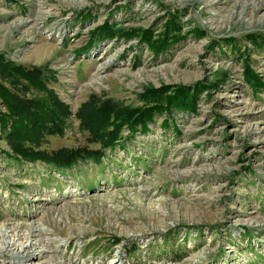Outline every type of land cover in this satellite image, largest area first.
<instances>
[{"label":"rangeland","instance_id":"rangeland-1","mask_svg":"<svg viewBox=\"0 0 264 264\" xmlns=\"http://www.w3.org/2000/svg\"><path fill=\"white\" fill-rule=\"evenodd\" d=\"M0 58L1 115L6 92L66 109L47 152L99 148L83 106L196 89L194 112L71 170L19 162L0 129V264H264V89L245 76L264 84V0H0Z\"/></svg>","mask_w":264,"mask_h":264},{"label":"trees","instance_id":"trees-1","mask_svg":"<svg viewBox=\"0 0 264 264\" xmlns=\"http://www.w3.org/2000/svg\"><path fill=\"white\" fill-rule=\"evenodd\" d=\"M172 23L169 22V26ZM168 28L170 32L175 29ZM103 30L112 33L108 26H105ZM169 37L174 36L169 34ZM165 38L167 39V37ZM249 38H253V36ZM147 41H151V38ZM174 42L154 41L152 49L155 52L165 51ZM251 44L256 45L257 42L253 41ZM1 66H3L2 68L6 67L3 64ZM245 76L252 88L260 87L264 89V84H261L260 79L253 75L248 68H246ZM186 90L176 86H162L156 90H146L142 96L145 99V106L141 111L123 110L105 104L100 108L95 107L98 109L96 113L93 110L86 113V120H82L83 106L81 112L77 115L81 120L80 127L87 132L90 143H98L99 148L97 150L61 148L47 152L38 149L47 134L62 133L63 124L59 116L64 115L66 109L64 106H61L58 110L47 108L46 105L40 102L37 103L34 100H15L12 102V100H9L7 92L4 99L10 115L0 114V129L5 132L6 125L11 123L10 131L5 135V140L19 162H41L49 166L50 170L54 172L71 170L77 165L78 161H91L94 164H100L106 149L113 150L115 147L123 146L122 143H126L125 138L121 135L123 128L127 129L129 135H135L139 131L144 133L148 131V125L157 114L170 115L172 111L194 112L196 106V91L194 90L196 89L192 90V93ZM162 125L164 128L168 127L165 122ZM109 127L112 129L111 131H109Z\"/></svg>","mask_w":264,"mask_h":264},{"label":"bare ground","instance_id":"bare-ground-1","mask_svg":"<svg viewBox=\"0 0 264 264\" xmlns=\"http://www.w3.org/2000/svg\"><path fill=\"white\" fill-rule=\"evenodd\" d=\"M110 52V51H109ZM41 235V234H40ZM33 237H36L35 235H33ZM28 250V249H27ZM26 252V250L24 251ZM32 256H34L33 254H31L30 252L26 255V256H23L22 258L23 259H27V258H32ZM72 264H75L74 262H71Z\"/></svg>","mask_w":264,"mask_h":264}]
</instances>
